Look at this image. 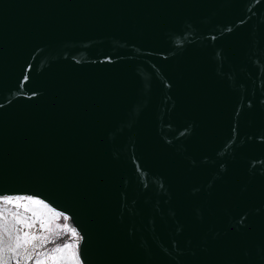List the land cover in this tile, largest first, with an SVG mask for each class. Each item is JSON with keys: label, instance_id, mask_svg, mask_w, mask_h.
Masks as SVG:
<instances>
[{"label": "water", "instance_id": "water-1", "mask_svg": "<svg viewBox=\"0 0 264 264\" xmlns=\"http://www.w3.org/2000/svg\"><path fill=\"white\" fill-rule=\"evenodd\" d=\"M82 264H264V0H0V197Z\"/></svg>", "mask_w": 264, "mask_h": 264}, {"label": "snow or ice", "instance_id": "snow-or-ice-1", "mask_svg": "<svg viewBox=\"0 0 264 264\" xmlns=\"http://www.w3.org/2000/svg\"><path fill=\"white\" fill-rule=\"evenodd\" d=\"M22 201H27V203H21ZM2 202L15 204L17 209L22 207L24 213L31 212V217L20 211L12 212L0 209V264H13V262L14 264H21V258L25 262L31 261L34 258V253L36 254L35 264H80L78 247L79 240L82 238L75 228H71L66 223L56 225V229L61 231L55 232V235L60 237L61 233L68 234L70 241L59 244L47 252L38 251L47 243H55V240L50 235L31 231L36 227L37 222L39 221V229L45 232L51 233L54 230L49 227V221L41 219L40 214L28 207V203L43 208H48L47 204L31 197H5ZM61 215L58 212L54 213L56 218ZM64 219L67 220L68 217H64ZM36 241L42 243L37 244Z\"/></svg>", "mask_w": 264, "mask_h": 264}, {"label": "rangeland", "instance_id": "rangeland-1", "mask_svg": "<svg viewBox=\"0 0 264 264\" xmlns=\"http://www.w3.org/2000/svg\"><path fill=\"white\" fill-rule=\"evenodd\" d=\"M35 199H37V198H35ZM44 203L47 204L46 202H44ZM28 207L30 209L35 210L38 214H40V218L41 219L49 221V227L54 230L51 233H49V232H45L44 230L39 229V221L37 222L36 227L31 230V231L38 232V234L50 235V237L55 240V243H47L44 247L39 248L38 249L39 252H47V251H49L50 249L56 247L59 244H63L66 241H70V236L68 234L61 233L60 237H56V235H55V232L61 231L60 229H56V225L57 224L63 225V224L66 223V224H68L70 226L68 219L67 220L64 219V217H67V215H65V214H63V213H61V212H59V211H57L55 209H52L50 207L43 208L42 206L32 205V204L28 205ZM0 209L12 211V212L20 211L21 213H24V209L22 207L20 209H17L16 206H7L5 204H2L1 202H0ZM57 212L62 214L59 218H56L54 216V213H57ZM24 214L29 216V217H31V212H27V213H24ZM9 219H11V217H9ZM36 243L40 244L42 242L41 241H36ZM33 255H34V258L31 261L25 262L21 258V264H35L36 254L34 253ZM78 258H79V256H78ZM79 261H80V264H82L80 258H79ZM13 264H14V262H13Z\"/></svg>", "mask_w": 264, "mask_h": 264}, {"label": "bare ground", "instance_id": "bare-ground-1", "mask_svg": "<svg viewBox=\"0 0 264 264\" xmlns=\"http://www.w3.org/2000/svg\"><path fill=\"white\" fill-rule=\"evenodd\" d=\"M5 197H11V198H16V197H31V198H34L35 199V197H32V196H27V195H13V196H9V195H6V196H1L0 197V202L2 203V204H4L2 201H3V199L5 198ZM37 199H39V198H37ZM41 200V199H40ZM21 203H27V201H22ZM31 203H28V205H30ZM5 205H7V206H16L15 204H5ZM50 208H51V206H49Z\"/></svg>", "mask_w": 264, "mask_h": 264}]
</instances>
